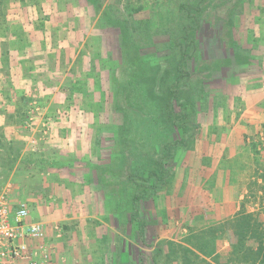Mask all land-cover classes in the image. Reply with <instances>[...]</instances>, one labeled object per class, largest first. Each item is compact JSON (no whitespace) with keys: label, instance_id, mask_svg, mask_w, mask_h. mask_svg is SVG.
I'll return each instance as SVG.
<instances>
[{"label":"rangeland","instance_id":"rangeland-1","mask_svg":"<svg viewBox=\"0 0 264 264\" xmlns=\"http://www.w3.org/2000/svg\"><path fill=\"white\" fill-rule=\"evenodd\" d=\"M182 4L193 8L186 13ZM185 28L193 35L191 46L182 39ZM35 30L40 33L30 37ZM129 39L145 45L146 64L137 54V62L128 58L133 52ZM0 42L4 61L13 55L35 71L28 78L23 72L20 80L26 81L15 86L0 83V90L14 92L0 94V192L9 185L12 207L23 201L30 213L28 198L37 194L29 183L35 177L28 172L37 164L51 177L41 190L48 206L57 198L55 189L79 185L83 164L109 163L111 170L118 169L119 182L112 171L114 179L109 177L106 186L92 167L98 202L75 211L81 214L75 221L62 220L48 229L43 225L57 264H206L199 255L213 254L222 238L231 245L229 262H257L258 240H264V129L255 133L249 112L255 106V60L264 70V0H0ZM179 43L190 57L181 64L187 76L173 101L174 112L184 116L172 127L161 121L163 104L155 96L147 98L153 90L160 96L174 81ZM6 44L15 47L12 55L3 50ZM120 87L122 98L115 95ZM134 108L145 115L139 117ZM125 112L127 138L121 148L117 140ZM55 122L73 124L74 140L66 153L71 181L58 177L65 147L45 142L58 139ZM242 125L241 135L249 127L237 139L247 193L228 222L196 229L183 220L181 199L189 195L194 204L202 197L197 187L214 182L215 174L209 173L221 154L219 144ZM182 137L185 144L164 159V183L137 201V218H132L131 199L147 187L127 182L128 175L142 170L145 176L143 166L147 171L154 167L153 161L164 155L162 145ZM83 139L92 146L86 156ZM90 155L96 157L91 161ZM37 182L41 185L42 179ZM197 203L203 207L204 202ZM196 205L191 206L193 217ZM162 231L170 233L158 241Z\"/></svg>","mask_w":264,"mask_h":264},{"label":"crops","instance_id":"crops-1","mask_svg":"<svg viewBox=\"0 0 264 264\" xmlns=\"http://www.w3.org/2000/svg\"><path fill=\"white\" fill-rule=\"evenodd\" d=\"M30 29V28H29ZM37 33H40L39 30H36L34 32H30V37H35ZM46 35V33H45ZM47 39V38H45ZM32 40V39H31ZM44 40V39H43ZM3 42H0V46ZM35 43V42H34ZM33 44V43H32ZM6 44L4 51L11 52V55L14 53L13 49L15 47H12L10 45ZM1 48V47H0ZM26 48L23 49V51ZM36 49V48H34ZM261 49V48H260ZM256 50V47H255ZM2 49H0V83L2 84V87H5L4 84L10 83L11 86H15L20 82H24L26 80H23L25 77L28 78L29 75L35 74V71L33 68L29 69L30 64L23 63V67L20 64V61L16 59L17 57H9L3 60V55L1 53ZM3 51V52H4ZM7 55V54H6ZM263 60V59H262ZM26 62V61H25ZM264 60L261 62L264 66ZM257 62L255 60V106L254 109H252L249 114H254L255 119L253 120L255 128L252 127V129L255 130V133L259 132L261 129H264V70L263 72H260L257 66ZM22 67V68H21ZM23 72L25 77L20 80V76H23ZM254 80V78H253ZM20 81V82H19ZM31 81H34L33 78H31ZM7 82V83H6ZM4 83V84H3ZM10 89V88H9ZM0 94L3 96L8 95H14L13 90H10L5 92V90H0ZM17 95V94H16ZM253 103V105H254ZM246 112V111H245ZM73 124L69 123H62V125L57 124L56 122L53 125V131L54 135L59 134L58 139H49L45 142H52L51 144H62V147H65L64 154L61 155V162L59 163L58 171L62 173V175H59V178H67L68 173H72L71 167L68 166V157L66 156V153L68 151L67 144H70V139L74 140L72 130L74 128L72 127ZM61 128V129H60ZM242 127L234 128L233 130L237 131L238 133L242 131ZM249 130V127L246 128L242 135L241 133H235L234 135H227L225 136V139L222 143L219 144L221 149V154L218 155V158L213 159L215 162L214 170H212L209 174L214 175V182H211L208 187H197L199 189L198 192L202 194V197L194 200V204H192V201H190V197L188 195V198L182 197V204L180 205V208L183 209L184 213V219L188 220L187 223H189L190 226L196 227V229H203L204 227H210L211 225H217L219 223H226L231 219V216L235 213V211L238 209L240 200L244 197V195L247 193V188L245 187V183L243 182L242 177L244 178L245 175L240 173L241 171L239 168L241 167L240 163H245L244 159L240 157L238 153V138H243V134L246 133V131ZM234 136V137H233ZM52 138V137H51ZM55 138V137H54ZM69 140V141H68ZM82 143H84V148L82 149V153L86 156V154H90L92 146L86 143V139H83ZM77 142V139L75 140ZM57 142V143H56ZM48 146V145H47ZM53 145H51L52 147ZM49 147V146H48ZM45 148L46 152L49 150V148ZM56 146H53L54 148ZM43 151V148H41ZM225 149V150H223ZM53 150V149H52ZM82 154V155H83ZM65 157H62L64 156ZM45 158V155H43ZM94 155L88 156V159L92 161L94 159ZM49 159V158H48ZM47 159V160H48ZM53 160V158H50ZM50 159L48 161H50ZM63 162V163H62ZM97 162V161H96ZM219 162V163H218ZM34 163H38L37 161ZM90 164V162H89ZM92 165H98L99 163ZM83 168H81L80 176L76 177L78 181V186H72L70 183L68 186L67 184L60 186L59 188L55 189L57 190V198H53L50 201V206L46 204V200H42L41 197H43V192L41 191L46 187V181L49 177V173L47 171L40 170L42 167L37 164L35 165L33 170H29L28 176L30 178L35 177L34 183L32 184V181L29 183L31 184V189L34 190L33 192L37 194L36 198H28V204H29V210L30 213H28L27 221H36L42 223L47 229L49 226H52L60 221H75L77 218H80V213H76L75 211L78 210H85L89 206V203L93 206L95 202H98V199L95 196L94 187H96V184L93 180V177L99 176V174L96 175L95 169H91L88 167L87 164H83ZM217 173V174H216ZM200 177V176H199ZM37 178L42 179L41 185L37 182ZM71 177H68L71 181ZM80 178V179H79ZM198 178V177H197ZM40 181V180H39ZM91 184V187L93 190L89 189V184ZM197 193V192H196ZM39 194V195H38ZM193 194V193H192ZM38 197V198H37ZM195 198V197H194ZM197 202H204L203 207ZM195 214L193 217L192 207L195 206ZM192 206V207H191ZM187 211V212H186ZM215 223V224H213ZM43 226V227H44ZM195 231V230H194ZM170 232L162 231L156 239H159L158 241L162 240L164 237L168 236ZM173 233V229L171 234ZM200 236H206L203 233L200 234ZM205 238H208V233ZM157 241V242H158ZM158 248V247H157ZM159 249V248H158ZM231 245L228 242V239H220L215 244V249L213 254L207 253L205 255L200 254L199 258L202 259V261L206 264H230L234 263L229 262L230 257L232 256L231 251ZM205 253V252H204ZM211 258H215V263L211 260ZM218 260V263L216 262ZM57 264V263H56ZM255 264H259L258 259Z\"/></svg>","mask_w":264,"mask_h":264},{"label":"trees","instance_id":"trees-1","mask_svg":"<svg viewBox=\"0 0 264 264\" xmlns=\"http://www.w3.org/2000/svg\"><path fill=\"white\" fill-rule=\"evenodd\" d=\"M89 1H92V0H89ZM193 8L192 6H187V5H181V10L185 11L186 13H188V11ZM195 11H199V8L195 7L194 8ZM188 19H191L192 18V21L191 23H194L196 22V18L195 16H191L189 14L186 15ZM192 25V24H191ZM121 30V28H120ZM182 34V39L188 43L189 46L193 45L194 44V41H193V35L191 33H188V30L185 28L183 33ZM129 42H130V45L133 46V52H130L128 55H129V59L132 61H139L137 57L140 58V60L143 59L142 62H144L146 64V60H147V57L150 56L147 54V51L145 49V45L144 46H140V45H135L134 42L132 40L129 39ZM179 45V46H178ZM177 46L179 47V59L177 61V63L173 65V72L175 74V79L174 81H172L171 83H167L165 86L164 84L166 83L165 79H164V75L160 77V83H161V86H164L165 87V90L163 92V94H161L160 96L156 94V92L153 90V91H149L148 92V100H150L151 98L153 99V97L155 96L158 100V102L160 101L162 104H163V112H161V121L163 122L164 124V121L166 122V124L168 126H172L174 127L176 125V119H182L184 115L182 114H177L174 112L173 110V101L175 99H177V96H178V88L180 87L181 83H182V79L187 76V73H186V70H184L182 67H181V64L183 63V65L185 64L184 61L187 60L188 57H190L189 55H187L186 53H184V50L181 48L182 46V43H179ZM141 53V54H140ZM134 54L136 55L137 54V57L134 56ZM144 57V58H143ZM141 62V61H140ZM148 63V62H147ZM153 64V63H152ZM131 72L129 71L128 75L130 74ZM165 74H168L169 72H164ZM177 73V74H176ZM130 76V75H129ZM126 81V79H125ZM123 82V83H126V82ZM154 84H155V79H153ZM124 88H126V84L123 85ZM123 87L121 88H118V91L119 93H116L115 95L117 97H120L121 98L125 95H122V93L124 92V89ZM129 96V95H128ZM141 100H139V103L138 104H141L140 103ZM146 103V102H145ZM151 103H154V100L153 102L151 101ZM144 104V101L142 103V105ZM161 106V105H160ZM162 107V106H161ZM136 108H140L142 109L143 106H136ZM136 108H134L133 110H135L137 112V114L139 115V117L144 116L145 113L143 112L144 110H136ZM144 113V114H143ZM148 115V114H147ZM152 116H154L153 114V111L152 113L150 114ZM149 115V116H150ZM123 116H126L124 117V121L123 123L121 124L120 128H119V137H118V144L122 147V141L124 140V138L126 139V133H125V130H124V126L126 125L127 121H128V116L125 112V115L123 114ZM150 116V117H152ZM155 117V116H154ZM154 117H153V120H154ZM152 120V121H153ZM117 134V131L115 132ZM122 133H124V136L122 135ZM167 138V137H166ZM185 144V140H184V137H182L181 139H174L173 141H167L165 142L163 145H162V151L161 153H164V155L161 157V158H156L153 162H154V167H152L151 169H148V171L144 168L143 166V170L146 171V175H142L140 173H142V170H139L138 172L140 173H137L136 175L134 174H131V175H128L126 181L131 183L132 185L134 184L135 186H143V187H147L146 189H142V190H138L134 193L132 199H131V202H132V213H131V216L132 218H137V212H138V209H137V201L144 197L145 195H147V192L150 191L151 193L153 192L154 189H157L162 183H164L165 181V176L166 174L168 173V170L165 169L163 167V164H164V161L167 159V158H170L174 155V152L175 150L177 149V146L181 145L183 146ZM113 152H115L116 154V151L113 150ZM130 154H132L133 152L132 151H129ZM158 153V152H156ZM165 159V160H164ZM89 164V163H88ZM103 164V163H102ZM109 163L106 164H103V165H90L89 164V168H96V171H99V180H101V182H103L106 186H108L111 182L109 181V177L113 180L114 177L111 176V172L114 171L115 173V179L114 181L117 183L119 181H117L119 179V175L117 174V171L118 169H115V170H111L108 166ZM140 164V163H139ZM131 166H132V162H131ZM142 166V165H141ZM140 166V167H141ZM139 167V168H140ZM148 167V166H146ZM98 174V173H97ZM149 182V184H148ZM140 230V229H139ZM255 255H256V258L258 259V262L259 264H264V240L261 238L258 240V244H257V250L255 251Z\"/></svg>","mask_w":264,"mask_h":264},{"label":"built area","instance_id":"built-area-1","mask_svg":"<svg viewBox=\"0 0 264 264\" xmlns=\"http://www.w3.org/2000/svg\"><path fill=\"white\" fill-rule=\"evenodd\" d=\"M9 193L0 192V264H56L42 223L27 221L26 203L12 207Z\"/></svg>","mask_w":264,"mask_h":264}]
</instances>
